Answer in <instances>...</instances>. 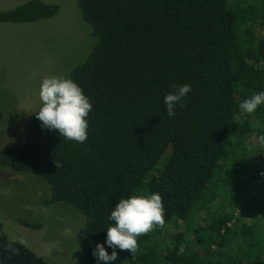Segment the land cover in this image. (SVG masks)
Wrapping results in <instances>:
<instances>
[{"label":"trees","instance_id":"obj_1","mask_svg":"<svg viewBox=\"0 0 264 264\" xmlns=\"http://www.w3.org/2000/svg\"><path fill=\"white\" fill-rule=\"evenodd\" d=\"M76 6L93 44L67 76L92 103L87 140L42 128L33 112L16 142L0 152V166L38 178L48 192L45 207L61 202L75 210L84 264H105L93 255L97 243L113 251L107 227L119 200L156 192L165 226L138 237L134 255L117 248V260L108 264H264V238L249 227L239 231L242 241L251 235L249 250L237 261L232 257L242 243L230 242V225L237 223L232 212L223 208L193 230L182 223L190 214L197 223L228 197L221 187L241 180L242 158L248 167L264 159V104L252 114L239 109L242 100L264 91V0H76ZM56 11L53 3L26 0L0 11V22L46 19ZM184 83L191 92L169 117L164 97ZM261 173V166L253 168L248 182L264 178ZM231 198L239 204L235 194ZM250 210L253 217L261 212ZM7 241L0 234V264H47L19 245L20 254L9 260ZM181 244L185 251L178 254Z\"/></svg>","mask_w":264,"mask_h":264},{"label":"rangeland","instance_id":"obj_2","mask_svg":"<svg viewBox=\"0 0 264 264\" xmlns=\"http://www.w3.org/2000/svg\"><path fill=\"white\" fill-rule=\"evenodd\" d=\"M24 1L0 0V11L10 10ZM41 1L55 4L56 13L46 19L24 23L0 22V152L16 142L22 124L41 105L39 90L42 79L50 75H67L93 44L90 27L82 21L76 0ZM249 6L256 9L252 2ZM244 23L247 29L252 25L250 20ZM245 145L252 150L254 148V143L248 140ZM241 162V180L221 187L228 197L208 208V214L203 218H200V213L197 223V217L190 214L182 222L187 229L207 225L224 208V212H232V218L237 221L235 225L227 224H231L232 244L241 239L239 231L246 227L264 238V178L248 182L253 168L261 166L264 170V159L260 162L256 159V164H260L249 167L245 158ZM218 175L225 176L222 173ZM232 194H235L239 204H233L230 199ZM47 196V189L38 178L0 166V234L8 240L23 236L28 242L27 248L41 256L47 264H84L74 235L80 225L78 214L61 202L45 207L42 201ZM250 209L261 212L258 214L257 211L253 217L250 216ZM20 220L38 223L39 227L28 228L19 223ZM250 240L251 235L245 241L241 239L242 243L238 242L241 244L234 247L232 257L237 255L236 261L240 258L238 254L249 250ZM261 258L264 259V254Z\"/></svg>","mask_w":264,"mask_h":264},{"label":"clouds","instance_id":"obj_3","mask_svg":"<svg viewBox=\"0 0 264 264\" xmlns=\"http://www.w3.org/2000/svg\"><path fill=\"white\" fill-rule=\"evenodd\" d=\"M171 87L173 91L166 93L164 103L167 115L174 118L177 105L183 106L184 99L191 92V85L173 84ZM39 98V110L33 112L42 122V128L56 130L63 138L78 143L87 140V117L92 110V103L78 83L64 74L45 76L40 85ZM262 104L264 91L242 100L239 109L243 113L252 114ZM235 121L241 122L239 115L235 117ZM259 139L264 144V136ZM109 219L113 223L107 227L106 244L113 251L109 254L103 243H97L93 250L97 261H103L105 264L117 260V248L134 255L139 247L138 237L149 234L157 227L165 226L163 197L156 192L132 194L121 198L111 211ZM17 245L27 248L28 242L23 236H17L4 245L3 250L9 253V260L20 254V247ZM184 251L185 245L181 244L178 254H183Z\"/></svg>","mask_w":264,"mask_h":264}]
</instances>
